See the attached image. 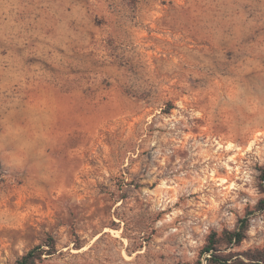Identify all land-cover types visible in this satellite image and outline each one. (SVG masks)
Here are the masks:
<instances>
[{
	"label": "rangeland",
	"instance_id": "rangeland-1",
	"mask_svg": "<svg viewBox=\"0 0 264 264\" xmlns=\"http://www.w3.org/2000/svg\"><path fill=\"white\" fill-rule=\"evenodd\" d=\"M263 169L264 0H0V264L264 250Z\"/></svg>",
	"mask_w": 264,
	"mask_h": 264
},
{
	"label": "trees",
	"instance_id": "trees-1",
	"mask_svg": "<svg viewBox=\"0 0 264 264\" xmlns=\"http://www.w3.org/2000/svg\"><path fill=\"white\" fill-rule=\"evenodd\" d=\"M261 191L264 192V169L260 175ZM258 209L264 208V196L258 200ZM250 217L239 218L233 229L212 230L199 250L196 260L183 264H264V250L247 248L239 250L247 236ZM43 249L33 246L11 264H38Z\"/></svg>",
	"mask_w": 264,
	"mask_h": 264
},
{
	"label": "crops",
	"instance_id": "crops-1",
	"mask_svg": "<svg viewBox=\"0 0 264 264\" xmlns=\"http://www.w3.org/2000/svg\"><path fill=\"white\" fill-rule=\"evenodd\" d=\"M40 115V114H39ZM41 118H42V120H45V115H44V113H41ZM33 140L31 141V142H33L34 143V145H33V148H38L37 147V144H36V139H35V137H31Z\"/></svg>",
	"mask_w": 264,
	"mask_h": 264
}]
</instances>
